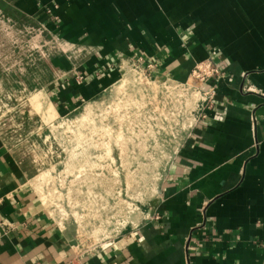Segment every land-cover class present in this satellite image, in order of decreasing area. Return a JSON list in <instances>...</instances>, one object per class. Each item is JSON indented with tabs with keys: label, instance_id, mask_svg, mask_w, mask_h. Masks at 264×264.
<instances>
[{
	"label": "crops",
	"instance_id": "obj_1",
	"mask_svg": "<svg viewBox=\"0 0 264 264\" xmlns=\"http://www.w3.org/2000/svg\"><path fill=\"white\" fill-rule=\"evenodd\" d=\"M1 27L36 38L27 63L9 40V66L0 38V94H39L62 116L139 57L175 84L211 58L224 73L139 223L94 253L54 218L0 128V264H264V0H0Z\"/></svg>",
	"mask_w": 264,
	"mask_h": 264
},
{
	"label": "rangeland",
	"instance_id": "obj_2",
	"mask_svg": "<svg viewBox=\"0 0 264 264\" xmlns=\"http://www.w3.org/2000/svg\"><path fill=\"white\" fill-rule=\"evenodd\" d=\"M0 38L7 41L8 66L10 39L17 41L12 52L26 63L35 50L32 31L1 27ZM200 101L194 89L129 65L109 93L64 118L39 94H0V128L34 169L40 198L54 218L96 248L139 223Z\"/></svg>",
	"mask_w": 264,
	"mask_h": 264
},
{
	"label": "built area",
	"instance_id": "obj_3",
	"mask_svg": "<svg viewBox=\"0 0 264 264\" xmlns=\"http://www.w3.org/2000/svg\"><path fill=\"white\" fill-rule=\"evenodd\" d=\"M55 20L57 21L58 18H55ZM129 65H131L132 67L133 66L141 67L142 69L146 71L148 76H152V72L157 68L155 64L148 63L146 59H144V57H139L135 59L133 62L129 63ZM223 73H224L223 70L219 68V66L216 65L213 59L211 58L202 63L197 64L190 79L186 83L183 84V85L190 87L192 91L194 89L195 92H197L201 96V101L198 106V111L196 113L195 119L190 118L193 115V111H190L189 119L187 118V121L189 122L187 136L189 132L192 130L193 123L195 121L199 122L201 120H205L208 118L209 116L208 112L213 109L216 91L215 90L206 91L205 86L210 84L212 81L217 82L221 80L223 78ZM84 79L85 78L83 76L78 77L79 83H83ZM54 110L56 109L54 108ZM56 113L58 114L59 117L62 116L60 113L57 112V110H56ZM62 117L64 118L67 116H62ZM127 229L125 228L123 231H120L113 239L111 238L107 239L105 243L106 245L102 247L87 248L86 244L83 242V240H81L82 238H79V237H77L76 244L82 251H88V252L94 253L100 250H104L107 247L111 246L117 238H119L124 232L127 231ZM106 264H116V263H106Z\"/></svg>",
	"mask_w": 264,
	"mask_h": 264
}]
</instances>
